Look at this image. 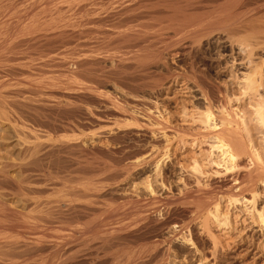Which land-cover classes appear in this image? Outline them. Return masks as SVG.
I'll return each mask as SVG.
<instances>
[{
	"label": "bare ground",
	"instance_id": "bare-ground-1",
	"mask_svg": "<svg viewBox=\"0 0 264 264\" xmlns=\"http://www.w3.org/2000/svg\"><path fill=\"white\" fill-rule=\"evenodd\" d=\"M250 6L251 0H0V52L2 51L0 53V81L2 80L3 82L4 79L8 77L9 73H12L11 75H17L16 72L24 74L22 75L24 78H26L25 75H31L30 77H32L35 73H37V75L38 73L40 75L44 74L43 77L40 76L42 79L45 77V73L47 74L46 69L49 70L48 67L51 68L52 65H55V67L57 66L61 70H66L65 72L73 77L74 81L72 80L70 82L71 85L79 87V83L76 79L81 78V80H84L86 76L88 77L87 73L90 72L86 71L87 68H91L92 65L97 63L101 67L102 65L105 66L106 69L109 67L111 69L109 76L112 74L111 78L119 82L120 88L124 87V90L125 88H129L127 90L130 91V87H128L129 82L127 81L128 74L132 77L133 75L135 76L136 73H143L145 71L146 75V72H149L147 70H149L152 65L153 67L162 66L168 68L169 62L167 58H171L175 62L189 65L187 71H184V73L180 75L177 74V78L184 77L182 79H185L186 89L190 91V94L193 95L191 96L194 98L193 101H195V103H191L192 105L190 107H183V116L180 118L181 121L179 120L183 122V125H180L177 124L179 119L176 118L177 115H174L175 117L172 116L173 114L171 113L170 115L166 114L167 116L164 115V112L168 111V108L165 106L163 110H160L159 107H157L159 103L155 104L158 100L154 101L155 103L152 101L153 103L146 104L149 100L145 101L138 98V100L135 99V101H133L135 103L134 105L124 108L120 104L121 101L118 98V100H116V98L104 97L107 99L106 103L111 106L110 108H113V113L116 115V118L118 117L119 120H123V122L121 121L122 123L126 122L127 128L134 127L135 130L138 129V131L146 130L151 133L152 137L149 136L150 138L154 140L156 137L164 142L162 144H166L162 149L153 146L148 153L144 152V156L140 159L131 160V165L139 166L145 161L150 163L154 173L157 172L158 174V164L159 162L162 163L161 160L163 158H179L175 159V163L171 162L170 165L167 166V168H172V171L169 170L170 172L167 174L169 175L171 173L172 177L170 175L169 180L174 184L176 192L168 193L161 199H157L154 197L155 188L151 186L152 183L151 185H145L142 191V198L148 196L147 198L153 202V205L159 204L160 208H155L154 212L158 213V216L161 217H159L160 219L156 218L154 214H148L147 209L149 204H143L139 199L136 201V205L129 211V214L132 216L131 220L120 219L116 220L113 224H103L104 226L101 225L102 221L99 223H94L93 221L82 223V221L93 216L94 213L99 210L98 208H100L98 204L99 207L96 205L97 199L99 198L96 194L98 188L95 190L93 189L95 186L93 188L87 187L88 181L87 184H85L86 182L84 181L85 185L81 183V188L73 191L75 193H72V195L74 194V197L78 196L80 199V201L75 203H70L71 201L69 203L56 201L58 205L53 207L54 205H52V203L55 201L52 200L53 202L51 201L49 207L47 205H49L50 202L46 203L47 205H45V207L47 206L49 209L45 208L47 211H44L40 210V205L42 203L38 204L31 202V198L26 199L28 201H26L27 204L24 203L25 206L28 205L29 208L33 206L36 210L40 207L37 213L39 215H33V218L30 219L32 221H26L24 217L21 219V217H19L20 215L6 208L8 204H6V206L0 202V264H34L30 256L35 253L43 252H49V254L52 255L51 257L45 258L40 264H92L94 259L91 258V253L96 242L100 243V245L111 247L110 245L121 240L124 233L126 235L130 233V237H136L141 229L145 227L149 228L150 226L152 227H150L151 229L157 231H166L162 235H159L158 238L160 239H157L158 242L151 247L153 250L148 256L150 264H159V259H162L168 254L172 247H176L179 253L187 250L186 253L189 252V254L192 253L195 256L203 254L199 259V264H204L205 261L212 264H250L251 261L254 262L253 264L264 263V16L261 15V12H255ZM72 39L77 42L78 48L86 47L88 51L84 49V52L81 54L78 52L79 49L76 48L77 46L73 45L75 47V49L72 48L74 52L77 49L75 53H77V55L80 53L78 56L74 57L76 54L73 53L72 55V50L70 53L74 58H71V56L67 58L70 53H67L64 48V50L61 49L64 52L59 50L62 53L56 52L54 50L55 48L44 51V48H47V46L54 47L56 44L64 47L65 43L67 44V42H70ZM124 43H130L131 47L128 49L132 48V50L128 51L127 49V52H123L126 48V44L124 46L125 48L123 46H117L120 44L123 45ZM114 46H116L115 48L123 47L124 50L121 48V51L117 48V51H115V48H113ZM20 47L24 48L23 53L25 54L32 53L30 51L26 52L27 49H25V47H34L36 50L40 47L43 49L41 53L43 52L45 55L40 53L39 56H37V58H39L32 62L30 60L32 55L28 54V56L31 57L28 59L29 57L24 54L27 60H30L32 63H23L24 58L20 63L15 59L17 64H14L15 62L12 60L13 55L12 57L8 55H11V53L14 54L16 52L15 50H19ZM20 49L22 50V48ZM32 50L37 52L34 49ZM13 51L15 52L13 53ZM97 51L102 52L98 53ZM20 52L22 53V51ZM16 55L18 56V54ZM24 55L21 56L20 54L22 58ZM35 55L34 57H36ZM17 56H15V58ZM197 57L200 58L201 65H199L200 61H197ZM11 62L14 63L11 64ZM95 66L92 68L100 71L103 70L100 69L101 67L99 68L98 66V68H95ZM52 69L55 71L54 66L51 70ZM207 69L213 70L215 75L221 77V79L219 78L220 81L218 79L212 80L209 74L206 75L205 70ZM229 69L233 70L235 76L228 74L230 71ZM51 70L48 71L50 76L53 75V71L51 73ZM108 70H106V72H108ZM59 72L62 76L65 74L61 71ZM93 73L91 72V74ZM55 74L53 75L54 77ZM79 74L81 76L83 75V78L77 77L74 79L75 76ZM107 74H104V76L108 79ZM19 76H21V74ZM91 76L92 75H90V77ZM93 76L95 77L96 75ZM142 76L144 75L142 74ZM72 77H69L70 80ZM46 78L47 77H45L44 81L48 80V78ZM50 78L52 79V77ZM147 78L144 77L143 79ZM135 79L132 80L135 82ZM28 80L23 81L28 82ZM37 80H39V76L36 82H38ZM70 80L66 82L70 84ZM92 81H89V83ZM41 82H38L39 85H41ZM85 82L87 83L88 80H85ZM32 83L33 81L31 84ZM46 83L48 84L49 81H46ZM58 84L56 86H58ZM23 85L22 83V87ZM156 85V88L163 87L162 83H156ZM25 86L29 87L27 85ZM81 86H83V83ZM11 87H13V85H10V88ZM15 87L14 91L9 93L12 103H10L11 99H9V95L6 96V99L8 97V102L11 105L16 104V106L13 107H17V103H19V98L21 97L23 99L27 97L29 100L27 95L24 96L27 94L28 90L26 91V89L28 88L15 89ZM89 87L90 86L85 89H89ZM115 87H117V85ZM30 88L31 87H29V89ZM32 89L34 88L32 87ZM71 90L68 89L67 91L70 92ZM115 90L118 91L117 88L114 89V91ZM120 90L118 92H120ZM36 91L38 92L39 90L35 88L34 92ZM88 91L93 90L89 89ZM3 92L5 93L6 91ZM77 92H79V94L81 93L80 91H76L75 94ZM84 92L85 91H82V93ZM0 93V99L2 98L1 100H4L5 98L3 99L2 96H5V94L2 95L1 90ZM30 93L29 95L33 94ZM73 93H71V97ZM126 94L127 93H125L124 96ZM76 95H78V93ZM120 95L117 96L120 97ZM88 96L90 97V95ZM68 97L70 96H65L66 99ZM127 97L128 96H126V98ZM35 98L36 97L33 98L32 96V99ZM159 98L161 99V97ZM6 99L4 101H7ZM41 100L42 97L40 102L38 101L39 105H41L43 101ZM101 100L103 101V99ZM29 101V104L33 102L31 100ZM8 102L5 103L0 101V104L2 103L4 106L6 104L7 106L9 104ZM22 102L26 103L24 100ZM38 102H36V105ZM25 103L23 105H25ZM106 103L104 105L105 107ZM31 104V107H33V104L35 105V103ZM44 104L42 103L43 107L47 108ZM144 104L146 107L142 108L141 106H145ZM23 105L21 104V106ZM128 105L129 103L127 106ZM30 106L28 107L30 108ZM57 107L54 108L57 109ZM21 108H18V111L16 108L13 109L16 110L15 112H19ZM110 108L109 110H111ZM37 109L38 107L36 110ZM3 110L6 111L5 108H3ZM30 111L31 110L27 112ZM7 112L8 111L2 114L1 111L0 115H5V113L6 115L9 114ZM179 113L180 112H178V115ZM34 114L32 113V115ZM174 114H177V112ZM16 116L20 117L18 115ZM5 117L6 116L3 118L2 116L5 123L12 120L10 118L7 120L6 118V122ZM9 117H11V115H9ZM17 117L16 121L17 119H21ZM24 117L25 119L27 118L25 113L23 115V120ZM12 118H14V116ZM11 122L13 124V120ZM119 123L120 121L117 124ZM16 125L17 123L15 122L14 125L9 127L20 130L18 127H21ZM26 127L24 132L27 130ZM123 127L124 126H122V128ZM22 128L24 129V126ZM31 130L30 132L29 129L27 131L30 134L37 135L38 130L37 132L36 130L34 131L36 134L31 133L33 131ZM20 135H18V137ZM38 136H33V138L36 137L37 139L33 140L38 141L39 139V141H41L40 136ZM71 139L76 140L77 138ZM71 139L68 142L65 141V143L71 142ZM61 141L64 140H60V142ZM37 145L39 144L37 143ZM174 145L177 146L173 148ZM178 147L179 149H183L184 153L174 157ZM35 148H39V152L40 149L42 151L40 146H35ZM170 149H174L173 153ZM35 151H38V149ZM35 151H33L34 154ZM30 153L32 154V152ZM25 155L23 157H25ZM38 155L40 156L39 153ZM32 158L31 160L34 159ZM29 164H33V161ZM8 166L10 165L8 164ZM5 167L3 165V169ZM3 169H1V171ZM24 171L22 173H24ZM2 172H5V170ZM24 177L23 179L20 177L21 182L22 180L25 181ZM26 182L28 183V181ZM26 182L25 184H27ZM4 184H2L3 187ZM9 184L10 183L6 186L9 187ZM13 184L12 181L10 185ZM36 184L34 185L36 186ZM52 184L55 185L54 182ZM15 186L16 184L14 187L11 186V188L13 187L15 189L17 187ZM45 187L47 189L44 191L50 189L47 185ZM24 188L26 189V187ZM35 188H33V190H35ZM54 188L55 187L51 189L54 190ZM17 189L18 188H16V190ZM27 191L30 193L29 190ZM1 192L4 193L7 191ZM14 192L15 191H13V193ZM19 192L15 193L19 195L21 193ZM2 193L1 195L5 197L6 193ZM42 193L41 191V194ZM66 195L67 194L64 195L65 198H69V196L67 195V197ZM71 196L70 198H73ZM22 200L25 202L24 199ZM74 200L76 201V199ZM18 204L21 206L20 202ZM173 204H178V207L173 208ZM51 205L52 208H50ZM25 206L23 207L25 208ZM33 208L32 211L30 210V213L34 214L36 210L34 209L35 211L33 212ZM43 208L44 206L41 209ZM25 210L24 212L28 211V209ZM176 211L188 218H192L194 223L192 225H185L183 222L176 221L172 215V213ZM116 213L114 214L112 210L107 211L108 215L104 218L109 220L113 218L112 216L116 217ZM27 214H29V211ZM238 217H241L239 221L242 225L244 224L242 233L247 240H251H248V243L250 242L249 244L247 243L248 245L243 244L244 247L241 253L246 254V258L249 256L251 261H248V259L244 262H238L235 259L236 257L228 250L229 246L227 242L233 240L232 232L236 229L235 226L237 224L236 220L238 221L239 219ZM105 219L104 221H106ZM64 221H67V223L71 221V225L69 226V224L65 223L70 229H68L69 233L65 234L66 231L64 234L62 233V240L54 241V239L53 241H46L44 239L45 236L42 237L43 235L41 233L50 228L49 226L61 222L62 224L60 225H63ZM224 230L228 231L225 235H223ZM183 231L186 232V235ZM148 251L149 250L144 249L140 251L138 256ZM242 256L244 257V255ZM39 260H37V262ZM143 264L145 263L143 262ZM180 264H182V262Z\"/></svg>",
	"mask_w": 264,
	"mask_h": 264
},
{
	"label": "rangeland",
	"instance_id": "rangeland-1",
	"mask_svg": "<svg viewBox=\"0 0 264 264\" xmlns=\"http://www.w3.org/2000/svg\"><path fill=\"white\" fill-rule=\"evenodd\" d=\"M250 7H251V9H254L255 12H261V15L264 16V0H251V6ZM258 36H260V35H258ZM71 42H72V44H71ZM67 44L65 43L64 47H62L58 44H56L58 47L55 44H54L55 46L52 45L54 47L47 46V48H44V51H48V49L50 50V48H55L54 50L56 52L62 53V52H64L62 50L65 49V51L67 53H70L73 50L72 48L75 49L74 46H77L76 48L79 49L78 52H80L81 54L84 52V49L86 51H88L86 47L85 48L80 47L83 50L78 48L79 46H78L77 42L74 41L73 39L70 40V42L68 41ZM125 44L126 43H124L123 45L120 44L117 46H123L124 47ZM128 45H130V43L126 44V48L124 47L125 50L123 47H121L124 50L123 52H125V51L127 52V49L131 47V45L130 46H128ZM115 47L116 46H114L113 48H115ZM20 48H22V50ZM20 48H19V50H15L16 52L19 51L18 53L13 51V53L15 52L14 54L11 53V55L10 54L8 55L11 57L13 55V59L10 57L9 58L14 60L15 63L11 62V64L12 63L17 64V62L20 63L23 61L24 58L25 59H24L23 63H29V62L32 63V62H34L33 60L39 58V57L37 58V56H39V54L41 53V50L43 51V49L40 47L37 50L34 47L33 48H30V47L26 48L25 47V49H27L26 52H29V51L32 52V53L25 54V53H23L24 48L23 47H20ZM117 48H115V51H117ZM121 48H118V49H120L122 51ZM32 49L36 50L37 52L33 51ZM77 49L75 50V52H77ZM59 50H61L62 52ZM129 50H132V48L128 49V51ZM20 51H22L23 54ZM75 52H74V50L72 51V55H73V53L76 54L74 57H76L80 54V53H78V55H77V53H75ZM97 52L101 53L102 51L101 52L97 51ZM19 53L21 54V56L25 54L27 57H29L28 59H30L32 57L30 59L32 62L30 60H27V57H25V55L22 58ZM34 53L37 55H35ZM45 53H48V52H45ZM5 54H7V53H5ZM16 54H18L19 57ZM28 54L29 55L31 54L32 56L30 57V56H28ZM41 54L45 55V54H43V52ZM34 55L36 57H34ZM67 55H66V57H67ZM72 55L70 53L67 58H70L69 56H71V58H74ZM4 56H7V55H4ZM15 56H17V57L15 58ZM17 58H19V59H17ZM15 59L17 62L15 61ZM167 60L169 62L168 68H165L162 66L153 67V65H152L151 66L152 68L150 67V69L147 70L149 72H146L147 76L145 75V71L143 73H140V72L136 73L135 74L136 77L133 75L132 76L133 78L131 76H129L130 74H128L127 75V81L129 82L128 87H130V91L127 90L129 88H127V89L125 88V90H124V87L120 88L119 87L120 84H118L119 82H117L115 79L111 78L112 74H110V76H109V72L111 70L109 67H107V69H106L105 66L102 65V67H101L97 63H95L96 66L94 64V65H92V67L95 66V68H98V66H99V68L101 67L100 69H103L104 71L101 70L102 71L101 72L98 69L96 70V69L92 68L91 66H88V67L92 68V69L87 68V70H86L87 72H90V73L86 72L89 78L87 76L85 78V75H84V78H85L84 80L83 79L81 80V78L76 79L77 77L83 76V75L81 76L80 74H79L80 76L76 75L74 78V79H76V81H78L79 87L71 85L70 82L73 80V77L71 75H68L67 72H65L66 70H63V69L61 70L57 66H56L57 67L56 68L55 65L51 66V68H53V66H54L55 71H53V69L51 70L50 67H48L49 70L46 69L48 76L45 73V77L48 78L50 76L49 72H48L50 70H51V73L53 71V73H52L53 75L56 73L55 77L56 76L57 77L59 76V77L55 78L50 73L52 75V76H50V77H52V79L49 77L48 80H45V81H44L45 77L42 79L40 78V76L43 77L44 74L40 75L38 73V75H37V73H35L32 77H30L31 75L30 76L28 75L30 78L27 75H25L26 78L30 79V80H28L22 76V75H24L22 73L16 72L17 75H15V74L11 75L12 73L11 74L9 73L8 77L6 79H4L3 82H2V80L0 81V83H2V84H0V88H2L0 90L2 92V95L5 94V96H2L3 99L4 98L6 99V96L9 95V93L11 91H14V87L16 86L15 89L24 88V87H25V89L28 88V89H26V91L28 90L27 94H25L24 96L27 95L29 100L33 101L31 103H35V105H36V102H38V101L40 102L41 97H42L43 101L41 100L42 101L41 105H39V102L36 106L33 104V107H34L33 108V107H31L32 106L31 103H30L31 104V106H30V104H29L30 101L27 99V97L25 98L26 100L23 99L22 97L19 98L20 100L21 99L22 100L21 101L19 100V103H17V107H13V106H16V104H14V105L10 104V103H12L11 102L12 99L10 97L11 95L8 96L9 99H11L10 103L8 102L9 101L8 97L6 99L7 101H4L5 99L1 100L2 98L0 99V101H3L5 103H7V102L9 103L7 106L5 104L6 107L2 103L0 104V106L2 105L0 107L2 114H4V112H6V111H8L7 113H9L7 115H6V113H5V115H2V114L1 115L3 116V118H4V116H6L5 120H6V118H7V120H8V118L13 120V124L11 122L12 120L9 121V122H11L10 124H8L9 122H7V120H6L7 123H5L4 119L0 115L1 116L0 117V168L2 167L1 169H3V165H4V167L6 165L8 166V164L10 165V166H8V168L6 166L3 169V170H5V172H2L3 170L1 171V169H0V175H1L0 176V187H1L0 188V196H1L0 202H1V204H4V205L8 204V206L6 205L7 206L6 208L8 210L20 215L19 217H21V219H23V217H24V219H26V221H32L30 219L33 218V215L34 216H35V214H36V216L39 215L37 213H38L40 207L37 208L38 210H36V208H33V206H31L33 208V212L36 210V213H34V214L30 213V210L32 211V208L31 207L29 208L28 205L25 206L24 203H26V201H28L26 199L31 198L30 199L31 202L38 203V204L42 203L40 206H41V208L44 206V208L43 209L40 208V210H44V211L46 210L45 208H48L50 206L52 200H54L55 202L59 201L62 203H66V202L69 203L70 201H71L70 203H75L77 201H80V199L78 196L74 197L73 196L74 194L72 195V193H75V192H73L75 189L81 188L82 185L80 186V184L81 183L84 184V181H85L86 182L85 184H87L88 182L90 183V185H89V183L87 184L88 186L86 185L87 187L93 188L95 186L93 188L95 190H97V188H98V191H97L98 193L96 192V194L99 196V198L97 199L96 205L98 204L100 206V208H98L99 210L97 212H95L93 216H90L88 219L82 221V223L87 222V221H93L94 223H96V222L99 223L100 221H102L101 225H103V224L108 225L111 223L113 224L114 222H116V220H120V219L121 220H131L132 216L129 214V211L131 210V208L134 205H136V201L139 199L143 202V204H149V207L147 209L148 214H154L156 216V218H159L160 216H158V213L154 212L155 208H158V209L160 208L159 204L153 205V202L147 198L148 196L142 198V195H143L142 191L145 188V185H147V184L151 185V183H152L151 186L155 188V196L154 197L157 199H159V198L161 199L164 195H166L168 193L176 192L175 188H174V184L171 183L172 182L171 180H169V176L171 175V173L169 175L167 174L168 172L172 171V168L171 167L167 168V166H169L171 162L175 163V161H176L175 159H179V158H173V157H172V159L163 158L161 160L162 163L159 162V164H158L159 168L157 167L158 168L157 169L158 174H157V172L154 173L153 167L150 166V163H148V162L143 161L139 166L131 165V162H130L131 160L133 161L135 159H140L141 157L144 156V154L146 152L148 153L153 146H155L157 148L159 147L160 149H162L165 147L166 144L165 145L162 144L164 142L162 140L156 138V137L154 138V140H153V138H150L149 136L152 137V135H151V133L147 132L146 130L145 131L140 130L142 132L141 133L140 131H138V129L135 130L134 127H132V128L130 127L131 130H130V128H127L126 122L122 123L123 120H119L118 117L116 118V115H114V113H113V108L112 109L110 108L111 106L106 103L107 99L104 97L106 96L107 98L108 97L116 98V100L119 99L121 101V102L119 101L120 104L124 108H127L130 105H134L135 103L133 101H135V99L138 100V98L141 100H145V101L149 100V101H147V103L145 102L146 104L151 103L152 101L154 102V101L158 100L156 103L155 102L154 103L155 104L159 103L157 105V107H159L160 110H163L165 108V106H166V108H168L167 109L168 111L164 112L165 113L164 115H166V114L170 115V113L173 114L172 116L177 115L176 118L177 119L179 118L177 121V124L183 125L182 124L183 122H180L181 121L180 118H181V116H183L182 115V109L184 106L190 107L193 103H195V101H193V99H194L192 97L193 95L190 94V91L188 90L189 91L188 92L186 89V85H185V81H184L185 79H182L184 77L182 76L180 78H177V76L180 74H183L184 71H187L189 68V65L183 64V63L181 64L179 62H175L171 58L170 59L167 58ZM197 61H200L199 65L202 64L199 57H197ZM105 69L106 70L109 69L108 72H106ZM229 70L230 71L228 72V74H230L231 76H235V74H233L234 73L233 70L232 69H229ZM59 71L63 72V74L65 73L64 74L65 76L64 75L62 76V74ZM205 71H206L205 74L206 75L209 74L212 80L213 79L219 80V78L221 79V77L214 74L213 70L207 69ZM57 72H59V73H57ZM91 72L92 73L94 72V73L91 74ZM13 73H15V72H13ZM103 73L105 75L108 73L107 74L108 79L105 78ZM18 74L19 75L21 74V76H19ZM59 74H61V75H59ZM101 74L103 77L101 76ZM142 74L144 76H142ZM90 75H92V76L90 77ZM93 75H96V76L94 77ZM139 75H140V77H139ZM38 76H39V80H37V81L39 83L41 81H44V82H41V85H39V83L36 82V79L38 78ZM10 77H11V79H10ZM69 77L70 78L72 77V79L70 80ZM93 77H94V79H93ZM98 77H100V78H98ZM144 77L145 78L148 77V78L143 79ZM32 78L33 79L35 78V79L33 80ZM90 78H92V79H90ZM135 78L136 79L138 78V79L136 80ZM132 79H135V82ZM23 80H28L29 83L27 81H23ZM31 80L33 81L32 84H31V82H32ZM55 80H56V82H55ZM68 80H70L69 81L70 84H68V82H66ZM85 80L86 81L88 80V82H87L88 84L85 82ZM102 80H104V81H102ZM112 80H113V82H112ZM129 80H131V81H129ZM46 81L47 82L49 81V83L47 84ZM50 81L51 82L54 81L55 83L54 82L51 83ZM89 81H92V82L89 83ZM136 81H138V82H136ZM57 82L58 83L60 82L62 84H60V83L58 84ZM104 82H105V84H104ZM151 82H153V83H151ZM22 83L24 84L23 87H22ZM34 83H36V84H34ZM80 83L81 84L83 83V86H81ZM156 83H158V84L162 83L163 87L162 88H156V86H157ZM57 84H58V86H56ZM89 84H91V85H89ZM115 84L117 85V87H115L116 86ZM10 85H13V87H11L13 90L10 88ZM19 85H20V87H19ZM25 85H27L31 88L29 89V87H26ZM6 86H8V87H6ZM88 86H90L89 89H91L93 91H88L89 89H85ZM168 86H170V87H168ZM32 87L34 89L36 88V90L38 89L39 90L38 92L42 91L43 94H42V92L41 93H38L37 91L34 92V89H32ZM147 87H149V88H147ZM3 88H4V90H3ZM8 88H10V89H8ZM116 88L118 91L121 89L120 92H118L116 90L114 91V89H116ZM152 88H153V90L155 88L156 89L153 91ZM68 89L69 90L73 89V90H71L73 92L76 89V91H80L81 93L79 94V92H77L79 95V97H78V95H76L77 93L75 94L76 91L74 93L71 91L68 92L67 91ZM78 89H80V90H78ZM2 90L6 91L7 93L6 92L4 93ZM31 90H33V91H31ZM81 90L85 91V92L82 93ZM123 90H124V92H123ZM29 91L31 93H33V92L34 93L31 94ZM151 91H153V92H151ZM89 92H90V94H89ZM92 92H93V94H92ZM131 92H132V95H131ZM29 93L31 95H29ZM71 93H73L72 97H71V95H72ZM101 93H102V95H101ZM123 93L124 94L127 93V94L124 96ZM39 94H41V95H39ZM83 94H85V95H83ZM109 94H111L112 96ZM0 95H1V93H0ZM34 95H36V96H34ZM67 95L70 97H68L66 99L65 96L67 97ZM81 95H83V96H81ZM88 95H90V97ZM94 95L96 96V99H95ZM117 95L118 96L120 95L121 98L118 97ZM32 96H33V98L34 97H36V98L40 97V98H37L39 100H37L36 98L32 99ZM46 96H47V98H46ZM126 96H128V97L126 98ZM43 97H45V98H43ZM97 97H100V98H97ZM122 97H124V98H122ZM140 97H143V98H140ZM159 97H161V99ZM101 99H103V101ZM124 99H126V100H124ZM23 100L26 101V103L24 102L25 105H23L24 104L22 102ZM123 101L125 104L123 103ZM42 103L43 104L45 103L44 105H46L47 108H44ZM105 103H106V107L104 106ZM128 103H129V105L127 106ZM143 103H144V101H143ZM21 104L26 109L23 106H21ZM9 106H11L12 109ZM28 106H30V108ZM52 106H53V108H52ZM107 106H108V108H107ZM37 107H38V109H37L38 111L36 110ZM54 107L55 108L57 107V109H55ZM141 107L144 108V107H146V105L141 106ZM3 108H5L6 111H4ZM13 108H16V110L18 108L19 109L21 108V110L19 111L20 113L15 112L16 110ZM106 108L108 109V111ZM109 108L111 110H109ZM10 109L13 111H11ZM23 109L25 111L31 110L30 111L31 114H30V112H27V111L25 112ZM1 111H0V113H1ZM39 111H41V112H39ZM23 112L25 113V115L27 117L26 119L24 117V120H23V115H24ZM176 112H177V114H174ZM178 112H180L179 113L180 116L178 115ZM13 113H14V115H13ZM32 113L33 114L35 113V114L32 115ZM15 114L20 116V117H17ZM9 115H11V117H9ZM12 115L14 116V118H12L13 117ZM16 117L21 118V119H17V121H16ZM89 118L91 121L89 120ZM14 119H15V121H14ZM92 120H93V123H92ZM118 120L120 121V123H119L120 125L122 123L121 126L119 124H117L119 122ZM15 122L17 123L16 126H20L21 128L24 126V129L23 128L21 129L19 127H18V129H20V130H16L17 128L16 129L10 128L11 125L15 124ZM21 125H23V126H21ZM117 125H118V127H117ZM122 126H124V127L122 128ZM25 127L27 128V130L29 129V132L32 129L33 131L31 130L32 131L31 133L36 134L37 130L39 133L37 132V135H33V134H30L27 130H26V132H24ZM35 130H36V132H34ZM14 131H17L18 133L14 132ZM19 131H21V132H19ZM137 132H139L140 134ZM145 132H147V133H145ZM20 133H21V135H20ZM24 133H26V134L28 133V134L26 135ZM17 134L20 136L18 137ZM38 134L40 136L41 141H39V139H38V141L33 140V139H36ZM142 135L145 137H143ZM33 136H36V137L33 138ZM41 136H42V138H41ZM67 137L68 138L70 137V138L68 139ZM71 138H77V139L73 140ZM70 139H71V142L65 143V141L68 142V141H70ZM155 139H156V142H155ZM60 140H64V141L60 142ZM36 142L39 145H37ZM75 143H78L79 145L75 144ZM73 144H74V146H73ZM43 145H44V147H43ZM63 145L64 146L67 145V146L64 147ZM35 146H40V148H42V151L43 150L44 151L42 152L40 149V152H39V148H35ZM56 146H58V147H56ZM176 146L177 145H174L173 148H175ZM27 149H28V151H27ZM36 149H38V151H35ZM145 150H147V151H145ZM173 150L174 149H170V151H172V153H173ZM33 151H35V154L38 152L40 154V156L38 155V153L35 155ZM30 152H32V154ZM182 153H184V150L179 149V147H178L177 152L175 153L174 157H176ZM24 155H25V157H23ZM30 155L32 157L34 155V157H33L34 159ZM23 158H26L27 160L23 159ZM31 158L33 160H31ZM35 159H38V160H35ZM22 160H24V161H22ZM32 161H33V164H29V163H32ZM26 164L27 165L29 164V165L27 166ZM23 171H24V173H22ZM8 172H9V174H8ZM121 174L123 175V177ZM20 177H21V179H23V177H24L25 181L22 180V182H21ZM171 177H172V175H171ZM7 178H8V181H7ZM1 180H4V181H1ZM11 180L14 183L13 185H10V184H12ZM26 181H28V183ZM4 182H5V184H4ZM25 182L27 184H25ZM51 182L52 183L54 182L55 185H53ZM8 183H10L9 187L6 186V185H8ZM91 183L94 185H92ZM169 183H170V185H169ZM2 184H4V187ZM15 184L17 186V187L15 186V187L18 188L19 190L18 189L16 190V188L15 189L13 188ZM34 184H36V186ZM33 185H34V187H33ZM40 185H42V186H40ZM46 185L50 189L44 191L45 189H47L45 187ZM49 185H51V186H49ZM11 186H13V187L11 188ZM22 186H23V188H22ZM52 186L55 187L54 190L51 189V188H53ZM24 187H26V189ZM33 188H35L36 192H35V190H33ZM5 190L7 192H4ZM27 190H29L30 193ZM1 191L6 193L5 197H4V195H1V193H2ZM13 191H15L16 193L20 191L22 194L19 192L20 194L18 195L15 192L13 193ZM41 191L43 192L42 194H41ZM8 192H10V193H8ZM4 193H2V194H4ZM65 194H67L69 196V198H65V196H64ZM10 196H12V197H10ZM70 196L73 198H70ZM2 197H4V198H2ZM14 198L16 199V201ZM22 199H24L25 202ZM74 199H76V201ZM43 200L44 201L46 200L47 202L46 201L44 202ZM83 201H85V200H83ZM5 202H7V203H5ZM17 202L21 203L22 208H21L20 204H18ZM55 202L52 203V205H54L53 207H55V205H58V203L56 202V204H55ZM145 202H147V203H145ZM46 203H49V205H47ZM9 205H11V206H9ZM45 205H47L48 207L47 206L45 207ZM52 205L50 208H52ZM179 205H180V203H179ZM23 206H25L26 210L28 209L29 214H27L28 211H26ZM176 207H178V204H173V208H176ZM24 210L26 212H24ZM110 210H112L114 212V214L117 211L118 212L116 213V217L112 216L113 218L106 220L105 218L108 215L107 211H110ZM118 213H119V216H118ZM172 215L176 221L183 222L185 225H187V224L192 225L194 223L192 218H188L187 216L180 214L178 211L172 213ZM238 218H237L238 221L236 220L237 224L235 226V228H236L234 230L235 232L234 231L232 232L233 240L231 242L230 241L227 242L228 246H229L228 250L230 253H232L236 257L235 259L238 262H244L245 260H248V259H249L248 261H251V258H249V256H248V258H246L247 255L241 253L244 245H246L248 243V240L249 241H251V240L250 239L247 240L245 235L242 233V230H243L242 228H243L244 224L242 225V223L239 221L241 219V217H238ZM104 219L106 221H104ZM65 223H67V221H64L63 225H60V224H62V222H61V223H55L54 225L49 226L50 228L43 231L41 233L43 236L42 235L41 236L42 237L45 236L44 239L46 241H53L54 239H55L54 241L62 240V238H63L62 236L65 233V231H66L65 234L69 233L68 229H70L69 226L71 225L70 224L71 221H69V223H67V224H69V226ZM57 224H58V226H57ZM150 227L149 228L145 227L144 229H141V231L139 232V234H137L136 237H130V233H128V235H126L124 233V235H122L121 240H118L117 243L110 245L111 247H109L107 245H104L105 246L104 247L103 245H100V243L96 242L94 244L95 246L93 247V250L91 253L92 254L91 258L94 259L93 260L94 264H143V262L145 264H148L149 263V261H148L149 257L148 256L150 255L151 251L153 250V249H151V247L154 246L158 242V240L160 239V238H158L159 235H162L163 233L166 232L165 230L164 231H157V230L151 229L152 227L151 228ZM61 231H63V232H61ZM183 233L186 235L185 231H183ZM223 233H224L223 235H225L226 233H228V231L224 230ZM234 233H236V234H234ZM173 248L174 247H172L171 250L169 251V253L165 255L166 257L164 256L162 259L160 258L161 260L159 259V264H178V263L180 264L181 262H182V264H199V259H200V257L203 256V254H200V256H195L192 253H190V254H189V252L186 253L187 250H184V249H183L184 250L183 252L179 253V251L176 249V247L174 249ZM144 249L149 250V251L145 254L138 256L140 251H142ZM51 255L52 254H49V252H47V253H45V252L35 253L32 256H30V258L32 261H34V264L35 263L40 264L45 258L51 257ZM134 255H135V257H134ZM242 255H244V257ZM37 260H39L40 262L39 261L37 262ZM93 262H92V264H93ZM146 262H148V263H146ZM253 263H254L253 261L250 262V264H253ZM204 264H212V263L205 261ZM262 264H264V263H262Z\"/></svg>",
	"mask_w": 264,
	"mask_h": 264
}]
</instances>
